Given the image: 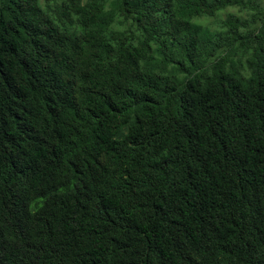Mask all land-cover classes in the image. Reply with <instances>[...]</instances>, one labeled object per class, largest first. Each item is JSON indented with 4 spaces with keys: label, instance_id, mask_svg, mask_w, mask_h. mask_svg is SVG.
Returning <instances> with one entry per match:
<instances>
[{
    "label": "trees",
    "instance_id": "1",
    "mask_svg": "<svg viewBox=\"0 0 264 264\" xmlns=\"http://www.w3.org/2000/svg\"><path fill=\"white\" fill-rule=\"evenodd\" d=\"M0 264H264L260 0H0Z\"/></svg>",
    "mask_w": 264,
    "mask_h": 264
},
{
    "label": "clouds",
    "instance_id": "2",
    "mask_svg": "<svg viewBox=\"0 0 264 264\" xmlns=\"http://www.w3.org/2000/svg\"><path fill=\"white\" fill-rule=\"evenodd\" d=\"M14 187L17 189L18 186H14ZM17 190H19V193L16 194V198L17 199L23 198L24 197V191H23V189L20 188V189H17Z\"/></svg>",
    "mask_w": 264,
    "mask_h": 264
},
{
    "label": "rangeland",
    "instance_id": "3",
    "mask_svg": "<svg viewBox=\"0 0 264 264\" xmlns=\"http://www.w3.org/2000/svg\"><path fill=\"white\" fill-rule=\"evenodd\" d=\"M260 4L264 7V0H260ZM230 11H235V10H230Z\"/></svg>",
    "mask_w": 264,
    "mask_h": 264
}]
</instances>
